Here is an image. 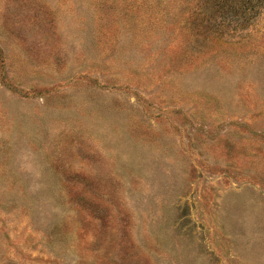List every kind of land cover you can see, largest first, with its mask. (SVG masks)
I'll return each mask as SVG.
<instances>
[{
	"label": "rangeland",
	"instance_id": "374dc122",
	"mask_svg": "<svg viewBox=\"0 0 264 264\" xmlns=\"http://www.w3.org/2000/svg\"><path fill=\"white\" fill-rule=\"evenodd\" d=\"M202 2L0 0V264H264V5Z\"/></svg>",
	"mask_w": 264,
	"mask_h": 264
},
{
	"label": "trees",
	"instance_id": "16d2710c",
	"mask_svg": "<svg viewBox=\"0 0 264 264\" xmlns=\"http://www.w3.org/2000/svg\"><path fill=\"white\" fill-rule=\"evenodd\" d=\"M209 4L214 6L222 19L229 20L230 26H239L258 15V9L264 5V0H203L201 6Z\"/></svg>",
	"mask_w": 264,
	"mask_h": 264
}]
</instances>
